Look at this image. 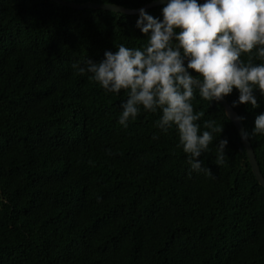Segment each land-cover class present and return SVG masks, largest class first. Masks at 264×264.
I'll list each match as a JSON object with an SVG mask.
<instances>
[{"label":"trees","instance_id":"obj_1","mask_svg":"<svg viewBox=\"0 0 264 264\" xmlns=\"http://www.w3.org/2000/svg\"><path fill=\"white\" fill-rule=\"evenodd\" d=\"M166 4L145 11L162 20ZM138 19L53 0H0V264H264V187L223 105L198 91L192 101L204 113L202 131L205 120L223 125L198 158L210 171H195L176 127L156 126L160 110L141 108L122 126L127 91L107 92L72 68L121 44L142 47ZM239 95L234 88L224 99L251 134L264 95L255 90L256 108ZM249 141L264 177V135Z\"/></svg>","mask_w":264,"mask_h":264},{"label":"clouds","instance_id":"obj_2","mask_svg":"<svg viewBox=\"0 0 264 264\" xmlns=\"http://www.w3.org/2000/svg\"><path fill=\"white\" fill-rule=\"evenodd\" d=\"M162 16L160 20L139 11L136 27L147 37L142 47L121 44L115 52L105 51L98 63L88 59L85 66L75 63L72 68L92 74L107 92L127 91L119 116L122 126L136 119L141 108L160 110L156 126L164 132L175 126L191 168L210 171L198 158L214 134L223 132V125L205 120L202 131L204 113L195 112L192 101L198 91L203 100L219 102L235 88L239 104L258 107L254 92L264 95V63H255L252 53L255 49V59L264 60V0H169ZM255 135H264V113L255 118L252 133L242 132L241 139ZM227 145V139L217 145L219 163L224 162Z\"/></svg>","mask_w":264,"mask_h":264},{"label":"water","instance_id":"obj_3","mask_svg":"<svg viewBox=\"0 0 264 264\" xmlns=\"http://www.w3.org/2000/svg\"><path fill=\"white\" fill-rule=\"evenodd\" d=\"M61 5L64 6H68L71 8H75V9H84V8H101V9H106V10H112L115 12H122V13H126V14H136L138 13L141 9H147V8H151L160 4H164V3H168L169 0H153L151 2H148L142 6H139L137 8H126L123 7L121 5L118 4H114V3H95V2H85V3H81V4H77V3H73V2H68L65 0H53ZM224 109L225 112L227 114V116L229 117V119L233 122L234 126L236 127L240 137L242 132L245 131V128L241 122V120H238L237 118L239 117L237 112L228 104V102L223 99L221 101H219ZM243 145L248 157V161L250 163L251 166V170L255 176V178L257 179V181L259 182L260 185H262L264 187V177L260 171L258 162L256 160L253 148L251 146V143L249 141V139L247 141H243Z\"/></svg>","mask_w":264,"mask_h":264}]
</instances>
